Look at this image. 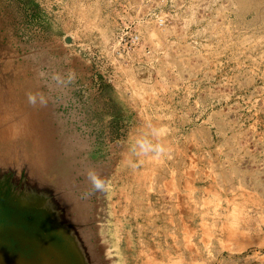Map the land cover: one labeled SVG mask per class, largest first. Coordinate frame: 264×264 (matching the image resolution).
<instances>
[{
  "label": "rangeland",
  "instance_id": "374dc122",
  "mask_svg": "<svg viewBox=\"0 0 264 264\" xmlns=\"http://www.w3.org/2000/svg\"><path fill=\"white\" fill-rule=\"evenodd\" d=\"M0 108V264L21 153L52 182L65 142L118 264H264V0H0Z\"/></svg>",
  "mask_w": 264,
  "mask_h": 264
},
{
  "label": "water",
  "instance_id": "95a60500",
  "mask_svg": "<svg viewBox=\"0 0 264 264\" xmlns=\"http://www.w3.org/2000/svg\"><path fill=\"white\" fill-rule=\"evenodd\" d=\"M23 95L28 96L25 92ZM24 113L27 122H31L29 110ZM42 113L37 114L36 120L41 121L40 128L45 131L43 121L47 115ZM65 143L60 144L65 147L63 157H69L67 163L71 164H67L66 174H57L52 182L47 179L51 156H47L42 165L30 166V160L35 161L37 157L35 146L32 144L34 158L21 153L29 172L23 170L24 174L14 176V186L19 187L14 210L19 213L18 217L27 213L26 218L30 219L14 224L30 232L28 240L19 245L21 253L29 264H118L98 205L105 174L95 165L90 167L88 159L78 151L70 152L72 146ZM22 189L28 191L25 201L19 195Z\"/></svg>",
  "mask_w": 264,
  "mask_h": 264
},
{
  "label": "bare ground",
  "instance_id": "6f19581e",
  "mask_svg": "<svg viewBox=\"0 0 264 264\" xmlns=\"http://www.w3.org/2000/svg\"><path fill=\"white\" fill-rule=\"evenodd\" d=\"M5 103V102H4ZM11 106V105H10ZM1 109V108H0ZM3 109V108H2ZM12 129L11 130H14L13 128L14 127H11ZM17 130V129H16ZM4 133H6V134H10V133H8L7 131L6 132H4ZM29 135H31V134H29ZM34 136V135H33ZM39 136V135H38ZM29 139V138H28ZM28 139H26V140H28ZM31 139V138H30ZM39 139V138H38ZM31 141V140H30ZM40 141V140H39ZM25 142V141H24ZM34 142V141H33ZM35 142H38V141H35ZM8 143V142H7ZM6 143V144H7ZM23 145V144H22ZM16 146V145H15ZM34 146V145H33ZM10 148V147H9ZM11 149V148H10ZM23 149V148H22ZM40 149V148H39ZM12 150V149H11ZM19 151V150H18ZM12 152V151H11ZM39 154V153H38ZM40 156V155H39ZM20 157H21V155H20ZM39 162V161H38ZM29 165H31V164H29ZM32 165H34V164H32ZM37 165V164H36ZM22 166V165H21ZM26 166V165H25ZM21 168V167H20ZM27 168V167H26ZM23 170H24V168H23ZM29 172V171H28ZM7 184V183H6ZM8 186V185H7ZM7 188V187H6ZM8 189V188H7ZM27 191V190H26ZM23 220V219H22ZM25 220V219H24ZM0 221H2V220H0ZM2 245V244H1ZM1 258H2V256H1ZM5 260V259H4ZM3 261V260H2ZM11 261V260H10ZM8 262V261H7Z\"/></svg>",
  "mask_w": 264,
  "mask_h": 264
}]
</instances>
